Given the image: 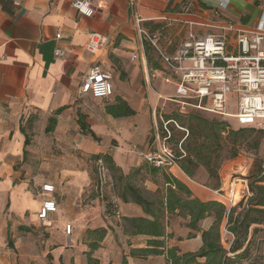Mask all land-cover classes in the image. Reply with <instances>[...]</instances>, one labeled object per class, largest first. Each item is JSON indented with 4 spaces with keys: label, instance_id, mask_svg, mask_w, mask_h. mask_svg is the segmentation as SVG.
Returning a JSON list of instances; mask_svg holds the SVG:
<instances>
[{
    "label": "crops",
    "instance_id": "crops-1",
    "mask_svg": "<svg viewBox=\"0 0 264 264\" xmlns=\"http://www.w3.org/2000/svg\"><path fill=\"white\" fill-rule=\"evenodd\" d=\"M73 1L0 0V264H33L22 250L32 247L30 238L37 236L53 264H88L87 253L96 238L82 239L87 232L98 229L107 230L105 239L98 241L100 246L112 236L117 246L122 245L118 246L121 264L132 249L148 247L147 235L131 236L123 227L115 226L119 232L109 228L113 221L106 218L103 201L92 193L93 167L85 156L109 155L125 177L142 166L152 176L161 174L160 199L164 198V175L168 174L185 183L201 201L222 202L212 189L188 177L180 166L160 168L155 174L156 168L143 157H130L128 151L131 144L146 150L149 131L157 124L158 103L174 92L164 84L163 73L149 66L130 18L129 3L135 2L137 11L146 19L188 5L204 10L203 16L212 18L221 0H91L95 14L90 18L77 13ZM226 1V7L221 8L226 18L252 26L264 15V0ZM93 33L107 38L98 55L86 51ZM58 34L63 36L59 41ZM58 48L65 54L56 56ZM94 65L114 76L115 92L108 104L120 97L133 107L135 116H109L104 106L97 105L98 100L106 99L82 93L83 82ZM82 116L85 129L79 121ZM51 120L57 122L53 130H49ZM50 184L55 191L44 192L43 186ZM124 187L117 188L123 218L114 222L125 223L128 217L153 219L140 205L122 200L119 194ZM237 191L240 201L241 189ZM51 200L57 209L42 220L40 210ZM164 217L170 247L177 246L182 253H188L202 246L201 233L186 226L188 219L168 212ZM68 224L73 229L70 235L65 229ZM45 232L50 233L46 240L42 239ZM190 233L194 237L189 239ZM36 241L34 250L38 248ZM100 249L92 252L93 259ZM126 258L132 264L130 257ZM132 261L168 264L165 255L139 256Z\"/></svg>",
    "mask_w": 264,
    "mask_h": 264
},
{
    "label": "built area",
    "instance_id": "built-area-1",
    "mask_svg": "<svg viewBox=\"0 0 264 264\" xmlns=\"http://www.w3.org/2000/svg\"><path fill=\"white\" fill-rule=\"evenodd\" d=\"M227 1H222L220 8H215L212 18L203 16L202 9H193L190 5L183 9H169L161 16L146 19L137 11V5L129 3L130 18L133 21L137 35L140 36L144 48L150 47L160 57L163 82L174 92L163 100L178 105L181 114L190 111L208 112L216 117L225 119L238 118L241 120L264 121V15L257 25L244 24L241 21L223 16L222 9ZM19 5L18 2L15 3ZM73 8L82 16L92 17L95 9L91 0H74ZM170 29L178 31L180 42L176 45L168 42L162 46V40H167ZM58 34L56 40L62 39ZM107 38L99 33H93L86 46L87 53L98 55L107 44ZM56 56L65 54L63 49H56ZM136 59L135 56H133ZM114 76L110 71L94 65L88 72L81 87L84 95H91L97 99H110L115 92ZM236 94L238 112L229 114V96ZM264 128V123L260 127ZM170 134L169 130L165 128ZM162 138L159 133L155 137L156 151L140 152L146 162L154 168H173L178 160L186 155L184 149L179 148L182 157H178L170 149L167 141L170 136ZM96 184L94 193L105 204L108 220L122 221L121 201L116 193V182L109 167L102 159H96ZM46 193L55 191L53 184L43 186ZM220 199L228 209L238 207L239 203L248 198L247 184L241 189V200H237L238 191L231 186L227 190L222 188ZM57 209L56 202L47 201L40 210L39 217L47 219L49 213ZM66 233H72V226L68 224Z\"/></svg>",
    "mask_w": 264,
    "mask_h": 264
},
{
    "label": "trees",
    "instance_id": "trees-1",
    "mask_svg": "<svg viewBox=\"0 0 264 264\" xmlns=\"http://www.w3.org/2000/svg\"><path fill=\"white\" fill-rule=\"evenodd\" d=\"M150 51L154 50L146 47V58L152 70H161L160 62L150 55ZM106 114L119 119L135 116L137 113L128 102L120 97L115 98L113 103L107 104L105 107ZM61 112V111H60ZM198 111H190L187 114L180 112H172L170 115H165L164 118L172 124L178 123L180 127L185 128L188 132L187 138L181 144V148L185 150L186 155L177 154L182 157L178 160V165L183 172L195 179L196 171L200 168H205L207 178L216 179L218 182L213 187L214 190H220L222 179L219 176V169L224 161V150L226 140L230 141L232 155L231 158L238 156L240 146L247 141L246 136L249 132H254L257 128L239 126V129H233L229 120L216 117L207 118L199 114ZM82 129H85L83 116L79 118ZM49 130H53L57 124L55 120L50 121ZM249 128V129H246ZM168 129V128H167ZM162 138L167 134L163 132ZM227 134V138H225ZM94 138L93 134H91ZM253 147L258 149L259 143L255 140ZM96 159H102L109 167L116 182V190L120 189L121 185H125L124 192L119 196L126 203L133 201L140 205L153 219L148 218H127L123 221L122 227L127 235H147V248L132 249L130 257L137 258L139 256H160L167 257L168 264H264L258 260H253L250 263L249 254L253 243L252 237L257 232L261 231V226L264 227V164H258V175L249 183L250 198L243 199L238 207L228 209L223 202L217 201H201L193 195L188 186L175 176L165 174L166 190L164 198L159 200L150 199L130 180V175L126 177L122 170L115 166L113 158L109 155H97ZM160 168H156L155 174ZM165 212L169 215H178L188 219L186 226L196 232L201 233L202 246L194 252L182 253L175 246L168 245L169 237L166 233L164 224ZM214 215V216H213ZM214 217L215 220L210 223L209 227L202 229L201 223L205 219ZM225 223L226 230L233 236V242L229 249L222 243L223 224ZM253 226L252 236L250 231ZM89 234L95 236L96 240L91 243V251L87 253L88 264H99V261L92 258V252L98 250L100 244L98 241L105 239L107 235L106 229H98L89 231ZM194 237L190 233L189 239ZM122 264H129L126 257H123Z\"/></svg>",
    "mask_w": 264,
    "mask_h": 264
},
{
    "label": "rangeland",
    "instance_id": "rangeland-1",
    "mask_svg": "<svg viewBox=\"0 0 264 264\" xmlns=\"http://www.w3.org/2000/svg\"><path fill=\"white\" fill-rule=\"evenodd\" d=\"M170 41L173 42L174 45L180 42V37H178V31L174 29H170L169 34L167 35V40L163 39L161 41L162 46L165 47L166 45H168V42ZM150 55L154 57V59L156 58L159 62H161L160 57L158 56L157 52L150 51ZM114 101L115 99L113 100V102ZM229 102H230L229 114L231 115L237 114L238 103L236 102L235 93L229 96ZM108 103H109L108 100H98L97 105L98 107H103V106L106 107ZM172 112H179V108L176 103H173V102L170 103V102H165V101H161L160 103H158L157 110H156V119H157L156 123L157 124L154 125V127L149 131L150 140L147 142V148H148V145H150L149 150L153 152L156 151L157 143H155L154 141H155V137L157 133H159L161 137L164 135L163 132L169 135L165 130V128H168L171 135H169L170 139L167 141V145L170 147V149L174 150V152L177 153L178 155L182 154L179 146L182 144L184 139L187 138L188 132L185 131V128L180 127L178 123L176 124L175 122H172V124H169L170 122H168L164 118L165 115H170L172 114ZM199 114L207 118H211V119L214 118V116L208 112L203 111V112H200ZM227 120L231 122L233 129H239V126H243V127L253 126L249 128H254V126L257 127V128H254L255 129L254 132H249V134L246 136L247 141H245L240 146V152L238 156H236L235 158H231L232 150H231L230 141L228 139L226 140V143L228 144H226L225 146L226 149L224 150V156H223L224 161L219 169L220 178L222 176L225 179L224 181L221 182L222 188L225 184V187H224L225 189L223 190H227L228 187H231V186L237 188L238 190L244 189L247 184L248 191H249V183L251 182L252 179H254L258 175V172H259V169L257 167L258 164L260 163L264 164V128L262 127V125L260 127V124H263L264 121L241 120L238 118L227 119ZM249 128H246V129H249ZM225 138H227V134H225ZM255 140L259 143L258 149H255V147H253L254 146L253 142ZM132 146L133 144L130 145V148L128 150L130 152L129 156L131 157L132 155L135 154L141 157L138 151L133 150ZM138 150H140V152L146 151L143 149L141 150V148L139 147H138ZM65 154L66 152L59 153L60 156H63ZM94 157L85 156L88 162H91V166L93 167V180H92L93 183H92L91 189H94V186L96 184V167H95L96 160ZM261 175H264V174H261ZM130 180L133 181L135 185L140 187V189L143 190L146 196H148L150 199L159 200L160 198L163 197V192H162L163 191V177L161 174H158L157 176H152L149 172L145 171L144 167L142 166L141 169H134L131 171ZM193 180H195L199 184H202V185L205 184L207 188L212 189L214 191L213 194L219 200L224 199L221 196L222 193L224 194V192L220 191L219 194L215 193L216 191H219V190H214L213 187L216 186L218 182L216 181V179L207 178V173H206L205 168H200L199 170H197L196 177ZM235 184H237V186H234ZM149 186L151 187V189L147 190L146 188ZM156 187H157V190H155ZM92 193L96 197L95 193L94 192ZM116 193L118 194V189L116 190ZM251 195L252 194L248 195V198H250ZM238 198L240 197L238 196L237 199ZM104 213H105V208H104ZM105 216H106V213H105ZM213 220H215L214 217L208 218L206 223L202 226L207 228L208 225L211 222H213ZM114 221L115 220H113V224L109 225V228L110 229L114 228L116 229V231L119 232V229L115 228V226L122 227V223H115ZM255 227L256 226L252 227L250 231V236H252L253 230ZM260 228H261V231L254 234V236L251 239L253 240V243L251 246L248 263H250L253 260H258L261 263H264V227L261 226ZM222 230H223L222 243L227 249H229L233 242V236L227 232L225 223L223 224ZM49 234L50 233L45 232L44 235L42 236V239L44 240L48 239ZM90 237L94 238L95 236L87 232L86 235L83 237L82 241ZM36 239H37L36 245L38 246V248L37 250H34L33 244ZM36 239H34L33 237L30 238V246L32 247L25 246V248L22 250L23 256L31 259V261H33V264H53L52 258L50 257V259L49 258L47 259L46 257L47 249L45 247L43 248L42 241L40 240V238L37 236ZM115 240H116L115 237L112 236L111 238H109L108 243H105L106 241L102 243L103 245L100 246L101 249L98 251V257L96 258V260L99 261V264H121V261L119 259L120 255L118 252L119 250L118 246H122V245H120L119 243V245L117 246L115 243ZM135 243L141 244L143 242L137 241ZM123 253H125V251H123ZM123 257H130V256L128 255V256H123ZM32 258H34V260H32ZM129 260L131 261L132 264H136V262L132 261L131 257Z\"/></svg>",
    "mask_w": 264,
    "mask_h": 264
}]
</instances>
